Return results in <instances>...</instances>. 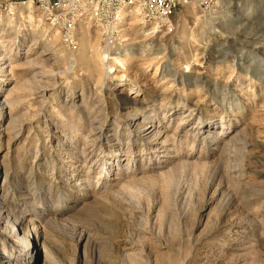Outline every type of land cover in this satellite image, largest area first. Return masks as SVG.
<instances>
[{"label":"rangeland","instance_id":"1","mask_svg":"<svg viewBox=\"0 0 264 264\" xmlns=\"http://www.w3.org/2000/svg\"><path fill=\"white\" fill-rule=\"evenodd\" d=\"M171 21L129 16L104 79L92 23L72 51L36 1L3 3L0 197L46 246L0 225V264H264V0Z\"/></svg>","mask_w":264,"mask_h":264},{"label":"built area","instance_id":"2","mask_svg":"<svg viewBox=\"0 0 264 264\" xmlns=\"http://www.w3.org/2000/svg\"><path fill=\"white\" fill-rule=\"evenodd\" d=\"M45 13L46 20L55 27L62 43L74 51L79 46L78 27L89 21L101 33L103 49L110 51L121 35V28L129 16H141L157 27L171 24V17L179 8L191 3L202 10L211 9L216 0H33ZM3 3L0 2V8Z\"/></svg>","mask_w":264,"mask_h":264},{"label":"bare ground","instance_id":"3","mask_svg":"<svg viewBox=\"0 0 264 264\" xmlns=\"http://www.w3.org/2000/svg\"><path fill=\"white\" fill-rule=\"evenodd\" d=\"M83 31H84V33L82 35L83 37H81V43H80L81 47L80 48L82 49L81 52L83 54H85V51L87 50V46L88 45H87V42H86L87 39H86L85 28L83 29ZM101 55H102L101 62L103 64V66H105V68H106V72L104 73L103 77H104V79H110V78L112 79L113 78L112 76L114 75V74H112V72L114 73L117 70V67H114L113 63L123 66L124 65L123 59H122L123 56L122 57L121 56H114V55H112V53L110 51H105V50L103 51V53ZM124 76H126V74L121 75L120 78H123ZM126 78H127V76H126ZM13 89H14V87L9 88L8 93L11 92ZM7 100H8V95H6L5 97H2L0 95V104L1 105H5V104L13 105V104H15V102L12 101L13 99L8 100V101ZM124 100L125 101H129L130 99L127 96L126 98H124ZM127 115H128V113H127ZM10 123H12V122H9V124ZM139 125L141 126V128L147 126V125L145 126V124H140V123H139ZM152 126L153 125H150V126H148L146 128H150ZM161 132L162 131H160V130L154 131V129H152L150 131H146L142 138L146 137V140H148L147 142L151 143V144L153 142H159L160 140L158 141V139L160 138ZM234 137H235L234 138L235 141L232 138V140L230 142V145L232 147H235L234 144H237L239 139H240V136H239L238 133ZM161 143L162 144L165 143V140H164V142L162 141ZM25 220H26L25 216H19L18 214L11 212L9 210V208H6L5 200L0 197V225H4L3 228H6V230L10 233V234L9 233L8 234L11 235L12 237H17L18 239H20L26 245V248L31 246L32 240L35 241L36 246H39V249L45 247L46 246V238H44L41 235V233H39V231H37L38 227L36 226V223L33 220H28L27 225H26L27 231L22 233V230H23L22 225L24 224ZM9 225H11V227ZM30 226H33V228L32 229L29 228ZM29 229L31 231H29Z\"/></svg>","mask_w":264,"mask_h":264},{"label":"crops","instance_id":"4","mask_svg":"<svg viewBox=\"0 0 264 264\" xmlns=\"http://www.w3.org/2000/svg\"><path fill=\"white\" fill-rule=\"evenodd\" d=\"M16 0H0L1 3H6V2H14Z\"/></svg>","mask_w":264,"mask_h":264}]
</instances>
